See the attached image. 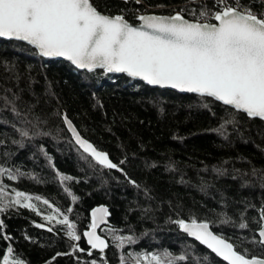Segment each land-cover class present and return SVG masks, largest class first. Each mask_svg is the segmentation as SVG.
I'll return each instance as SVG.
<instances>
[{"label":"trees","instance_id":"obj_1","mask_svg":"<svg viewBox=\"0 0 264 264\" xmlns=\"http://www.w3.org/2000/svg\"><path fill=\"white\" fill-rule=\"evenodd\" d=\"M91 2L103 14L123 15L131 24L146 13H180L197 21L202 7L210 12L219 7L216 0ZM240 3L257 15L264 12V0ZM63 114L121 171L81 152L64 127ZM221 125L224 129L217 131ZM0 169L7 170L0 184L9 193L8 206L0 212V264L9 247L23 264H121L122 257L134 264L129 253L164 252L185 257L176 264H225L180 233L178 221L206 222L239 254L264 259V244L256 235L264 209V121L211 99L102 71L80 72L22 43L0 39ZM61 176L72 179L62 182ZM13 189L41 197L29 201L41 214L12 205ZM42 200L69 216L80 241L67 236L66 226L43 219L52 210ZM100 205L109 213L108 224L98 229L108 244L103 253L91 249L83 236L91 210ZM116 236L135 242L117 247Z\"/></svg>","mask_w":264,"mask_h":264},{"label":"snow or ice","instance_id":"obj_2","mask_svg":"<svg viewBox=\"0 0 264 264\" xmlns=\"http://www.w3.org/2000/svg\"><path fill=\"white\" fill-rule=\"evenodd\" d=\"M216 4L219 7L214 12L202 7L196 22L186 20L180 13L170 17L139 15V26H133L123 15L103 14L91 0H0V38L26 42L41 57H63L76 68L88 72L99 68L105 73H124L148 85L210 97L249 118L264 121V13L257 15L240 0L232 3L216 0ZM192 15L196 16L195 10ZM201 19H211L215 23H201ZM64 123L84 153L105 168L121 171L106 153L81 138L67 117ZM223 129L221 125L217 131ZM21 134L28 135L27 132ZM6 171L0 169V176ZM7 178L15 179L11 173H7ZM60 179L63 182L72 178L61 176ZM12 191L14 195L9 201L12 205L41 214L35 204L29 203L33 199L41 201V197ZM65 191L76 200L67 188ZM8 195L6 185L0 184V212L8 206L4 203ZM42 203L52 210L43 219L49 224L55 221L66 226L67 236L80 241L81 236L69 216L47 200ZM108 214L105 207L93 210L90 230L83 233L91 249L101 253L108 244L97 234V228L106 224ZM260 219L264 220V209ZM177 223L227 264H264V260L247 259L239 254L232 243L209 231L208 223ZM47 230L53 231L51 227ZM258 235L260 243L264 244V225ZM114 239L119 242L117 247H123L125 240L135 242L131 237L116 236ZM77 249L84 251L78 245ZM12 253L9 247L2 264H23L13 258ZM91 254L89 251L88 255ZM128 258L134 264H176L177 260L185 259L184 256L173 257L168 252L138 256L129 253ZM121 264H126L124 257Z\"/></svg>","mask_w":264,"mask_h":264},{"label":"water","instance_id":"obj_3","mask_svg":"<svg viewBox=\"0 0 264 264\" xmlns=\"http://www.w3.org/2000/svg\"><path fill=\"white\" fill-rule=\"evenodd\" d=\"M141 15H156V16H162V17H170V16H173V15H175V14H173V15H160V14H153V13H146V14H141ZM114 16H116V15H114ZM138 17V16H137ZM137 17H136V19H135V23L134 24H131V23H129V24H131V25H133V26H139V24H140V21L137 19ZM186 19V18H185ZM187 20V19H186ZM189 21V20H188ZM190 22H194V21H190ZM201 23H204V22H201ZM212 23H215V21L213 20V22ZM0 39H2V40H5V41H15V42H19V43H22V44H24V45H26V46H28V47H30V48H32L33 50H35L32 46H30V45H28L26 42H23V41H16V40H8V39H5V38H0ZM36 51V50H35ZM41 57V56H40ZM42 58H44V59H51V60H56V61H60V62H65V63H68L70 66H72L74 69H76V70H78V71H80V72H86V73H90V72H88L86 69H78V68H76V66L75 65H72L71 64V62L70 61H67L66 59H64L63 57H42ZM95 71H102L104 74H106V75H114V76H123V77H126V78H128V79H130V80H133V81H137V82H140V83H142V84H144V85H146V86H149V87H151V88H157V89H161V90H169V91H173V92H176L177 94H179V95H194V96H198V97H200L199 95H197V94H195V93H186V92H180L179 90H177V89H172V88H162V87H160V86H158V85H148L146 82H144V81H142V80H140L139 78H132V77H128L126 74H124V73H105L104 72V70L103 69H96ZM204 98H208V99H211L212 101H214V102H216V103H218V104H220V105H222V106H224L221 102H218V101H215V100H213L212 98H210V97H204ZM224 107H227V108H230V107H228V106H224ZM231 109V108H230ZM232 110H234V109H232ZM235 112H237L236 110H234ZM239 113H242V114H244L248 119H256V120H259V121H262V120H260L259 118H249L245 113H243V112H239ZM64 117H65V115L63 114V116H62V121H63V124H64V127H65V129H66V131H67V133L69 134V136H70V138H71V141L73 142V144L81 151V152H83V150L79 147V145L78 144H76V142H75V140H74V138H73V136H72V133L68 130V128H67V125L64 123ZM76 129V128H75ZM77 131V130H76ZM78 132V131H77ZM82 138V137H81ZM84 139V138H83ZM85 140V139H84ZM84 153V152H83ZM86 154V153H85ZM99 207H105V206H102V205H100V206H97V207H95V208H93L92 210H91V212H90V217H91V221H92V216H91V213L93 212V210H95V209H97V208H99ZM106 208V207H105ZM108 220V216L106 217V221ZM185 223H188V224H191L192 222H188V221H184ZM108 224V221L106 222V224H102V225H100L97 229H99L100 227H102V226H106ZM261 225H264V220H261L260 219V227H259V229H258V231L256 232V235H257V237H258V239H259V243H260V237H259V235H258V233H259V231L261 230ZM90 230V228L88 229V230H86V231H89ZM209 231H211V229H210V227H209ZM179 232L180 233H182L185 237H187L189 240H191V241H193V242H195V243H197L198 245H200L201 247H203L204 249H206L209 253H211L212 255H214L218 260H220V261H222L223 263H225V264H227V262L226 261H224L221 257H219V256H217L214 252H212L211 251V249H209V248H207V246L206 245H203V244H201L198 240H196L193 236H190L188 233H186V232H184L180 227H179ZM212 232V231H211ZM213 233V232H212ZM98 234V233H97ZM214 234V233H213ZM99 235V234H98ZM214 235H216V234H214ZM218 236V235H217ZM101 237V236H100ZM102 238V237H101ZM84 239H85V241H86V238L84 237ZM102 239H104V238H102ZM226 241V240H225ZM226 242H228V241H226ZM86 243H87V241H86ZM260 244H262V243H260ZM88 245V244H87ZM88 246H90V245H88ZM247 259H257V260H264L263 258H258V257H252V258H247Z\"/></svg>","mask_w":264,"mask_h":264},{"label":"bare ground","instance_id":"obj_4","mask_svg":"<svg viewBox=\"0 0 264 264\" xmlns=\"http://www.w3.org/2000/svg\"><path fill=\"white\" fill-rule=\"evenodd\" d=\"M176 14V13H175ZM187 20H189V19H187ZM189 21H192V20H189ZM194 22H196V21H194ZM140 83V82H139ZM149 87V86H148ZM151 88V87H150ZM154 89H157V88H154ZM159 90H161V89H159ZM166 91H169V90H166ZM171 92H173V91H171ZM176 93V92H175ZM186 96V95H185ZM189 96V95H188ZM197 223H206V222H197ZM97 233H98V229H97Z\"/></svg>","mask_w":264,"mask_h":264},{"label":"rangeland","instance_id":"obj_5","mask_svg":"<svg viewBox=\"0 0 264 264\" xmlns=\"http://www.w3.org/2000/svg\"><path fill=\"white\" fill-rule=\"evenodd\" d=\"M262 13H264V12H262ZM193 21V20H192Z\"/></svg>","mask_w":264,"mask_h":264}]
</instances>
